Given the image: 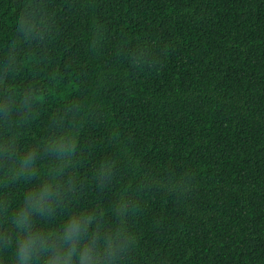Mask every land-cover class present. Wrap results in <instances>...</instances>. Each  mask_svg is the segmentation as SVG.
<instances>
[{"label":"trees","instance_id":"obj_1","mask_svg":"<svg viewBox=\"0 0 264 264\" xmlns=\"http://www.w3.org/2000/svg\"><path fill=\"white\" fill-rule=\"evenodd\" d=\"M29 14L44 24L23 38ZM33 84L46 96L26 138L67 99L88 106L82 174L118 162L83 203L131 184L145 264H264V0H0V93Z\"/></svg>","mask_w":264,"mask_h":264},{"label":"clouds","instance_id":"obj_2","mask_svg":"<svg viewBox=\"0 0 264 264\" xmlns=\"http://www.w3.org/2000/svg\"><path fill=\"white\" fill-rule=\"evenodd\" d=\"M16 24L23 38H30L44 20L29 14ZM29 59L39 62L35 54ZM10 62L17 63L14 56L6 57L5 66ZM101 76L97 72L96 79ZM41 95L46 96L44 89L34 84L0 93V188L24 181L28 189L17 198L0 194V264H145L151 257L141 255L139 232L127 221L129 205L142 207L130 198L131 184L122 185L106 205L83 203L89 184L100 192L112 185L118 162L106 156L89 176L82 174L78 144L88 106L67 99L66 111L50 119L45 135L26 138L29 113L39 115ZM172 183L182 184L183 177Z\"/></svg>","mask_w":264,"mask_h":264}]
</instances>
